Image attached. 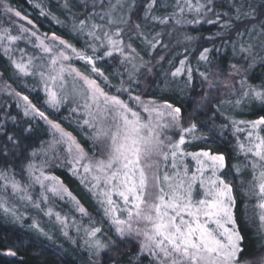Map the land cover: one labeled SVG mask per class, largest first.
I'll return each instance as SVG.
<instances>
[{"label":"snow or ice","instance_id":"6c2138e0","mask_svg":"<svg viewBox=\"0 0 264 264\" xmlns=\"http://www.w3.org/2000/svg\"><path fill=\"white\" fill-rule=\"evenodd\" d=\"M75 3L79 14L71 11V0L63 3L72 21L66 39L40 33L0 0L11 22L0 24V53L13 77L26 88L35 81L30 91L41 87L48 109L59 112L67 106L65 119L91 145L86 151L77 135L50 119L0 72V93L17 98L16 108L22 111L21 118L0 106V215L23 228L21 205L42 211L54 218L65 238L83 248L90 264H253L244 258L232 181L239 178L244 195L254 201L264 240V0ZM36 7L41 16L63 26L58 17ZM13 15L32 27L16 25ZM170 22L217 27L214 35L204 37L213 47L197 52L195 66L190 59L195 49L170 58L159 54L169 49L163 37ZM193 39L185 36L188 42ZM217 40L220 47H215ZM228 47L231 58L225 63L219 54ZM72 61H81L86 70ZM207 112V122H198ZM244 114L256 118H237ZM37 118L51 139L34 147ZM217 140L231 146L234 164L229 165L224 149L185 147ZM50 167H67L79 179L103 212L100 223ZM245 173L250 176L246 183ZM57 199L70 204L81 219L70 224L68 215L54 210ZM28 228L53 239L35 219ZM69 228L79 239L69 235ZM0 256L15 258L18 251L9 246ZM258 264H264V256Z\"/></svg>","mask_w":264,"mask_h":264},{"label":"trees","instance_id":"16d2710c","mask_svg":"<svg viewBox=\"0 0 264 264\" xmlns=\"http://www.w3.org/2000/svg\"><path fill=\"white\" fill-rule=\"evenodd\" d=\"M6 2L15 10L21 12V14L27 19H30L33 24L36 25V28L40 33H48L51 35L55 32L57 35L64 38H68L70 35L69 29L71 28V19L68 16L67 11L63 8L64 0H6ZM170 2V0H169ZM73 13L79 14L81 9L76 6L75 0H71ZM39 4L43 7L46 13H51L52 15L58 17L61 21L64 22L63 26L57 24L53 21L49 15H40V8L36 7ZM172 9L169 8L168 11ZM224 10V9H218ZM164 10L160 9L157 11V14H162ZM11 21L16 25H23L25 27L31 28L27 22L22 21L21 19L11 17ZM0 24L5 26H11L8 16L3 12V9L0 8ZM157 30H160L159 28ZM217 31V27L214 25L202 24L199 26H185L180 27L170 22L168 26H165V36L163 37L165 43L169 44V49H164L163 53L166 54L169 58L178 52H183L185 48L195 49L196 51L190 52V59L193 66L196 65L197 61L195 59L197 52L202 49V47H213V43L204 39V37L214 35ZM171 32V36L167 33ZM192 36L194 39L191 42L185 40V36ZM233 40L236 39L235 36L232 37ZM76 43L77 47L82 46V41H73ZM24 47L23 43L20 45ZM220 41L215 42V47H220ZM225 61L231 58V48L228 47L227 50L222 51L220 54ZM147 58V57H146ZM179 58V57H178ZM217 62V56L213 54V63ZM74 66L81 69V71L86 70V66L81 61H72ZM102 63V62H101ZM167 67V63L164 65ZM201 70L204 69L203 64L200 65ZM0 72L4 73L3 79L12 83L13 88L21 92L23 95H27L31 102L35 104L40 110L45 111L50 119L57 120L65 127L67 130L72 131L74 135H77L81 144L84 146L86 151L91 150L90 142L82 137V135L76 131L75 125H70L65 117L69 116L68 107L63 106L59 112H54L51 109H48L47 106L43 103L44 93L41 87H37L35 91H30V88L35 83V81H29V87H24L23 82L13 77L12 69L7 61V59L0 53ZM195 83H199V78H195ZM112 83L116 84L117 80L112 79ZM114 92V89H109ZM153 91L156 95H159V92L155 89ZM127 99V95L123 97ZM17 98L6 96L0 93V106H6L8 111L12 115H18L22 118V111L16 108ZM23 105V101H20ZM211 113L207 112L203 116L197 117L198 122H207L208 116ZM237 118L248 119L256 118L254 115H240ZM219 123V120L217 121ZM35 132L31 141L32 146L39 147L40 144L44 141L51 139L50 135L46 132V125L42 120L37 118L33 121ZM243 135V134H241ZM230 140L232 138L230 137ZM191 149L198 151L200 149L207 150L211 148L212 151H217L219 149H224L226 151L227 159L229 165H232L236 162L235 155L232 151L230 145H225L220 140H217L215 144H204L196 142L190 145ZM186 148L189 149V145H186ZM19 166V164H17ZM48 171L59 177L61 181L65 184L66 187L80 200L81 204L84 206H89L88 200H90V194L85 190V187L81 185L79 179L73 177L68 171L67 167H50ZM234 175V173H233ZM246 183L250 176L245 173L242 177ZM233 185L235 188L234 195L237 198V204L235 207V215L239 224V227L244 236V258L248 260H255L258 257L264 255V247H261V244H264V240L261 239L259 233V221L254 215L252 204L254 201L249 200L244 195V189L241 187V180L239 178L233 179ZM61 205H64L63 202H60ZM61 205H54L57 212L63 210ZM98 206V205H97ZM99 207V206H98ZM32 207H25L22 205L19 211L25 213L26 219L23 221L24 227H20L19 224L12 223L10 219L5 220L2 215H0V250L15 245L18 256L15 258L3 257L0 256V264H90L89 257L87 253L81 247L72 244L67 238H65L60 231L59 225L54 223V218L49 219L44 216L42 211L40 213V221H43L40 226L48 232L53 239L48 240L47 238L39 235L35 231H30L28 226L32 223V216L27 212L32 211ZM66 213H61L62 215H68L69 218L73 217L76 220L80 217L76 213H71L69 209L64 208ZM247 210V214H245ZM27 213V214H26ZM70 230V231H69ZM69 235L76 239V236H73L71 229H69ZM78 238V237H77ZM79 239V238H78ZM23 240V245L17 243L18 241ZM119 258V257H118ZM107 264V262H106Z\"/></svg>","mask_w":264,"mask_h":264},{"label":"rangeland","instance_id":"374dc122","mask_svg":"<svg viewBox=\"0 0 264 264\" xmlns=\"http://www.w3.org/2000/svg\"><path fill=\"white\" fill-rule=\"evenodd\" d=\"M22 21L27 22V20H22ZM245 39H247V37H245ZM185 147H186V146H185ZM187 150H188V151H195V150L191 149L190 145H189V149H187ZM187 162L189 163L190 167H191V166H194V162L191 161L190 158H188V161H187ZM85 190H86V189H85ZM86 191H87V190H86ZM89 194H90V193H89ZM90 195H91V194H90ZM87 201H88L89 206H84V205H83V206L87 209V211L90 213V215H91V216L97 221V223H100V222L103 220V212H102V210L100 209V207H98L99 205L96 203V201H95L91 196H90V200L87 199ZM60 202H63L64 205H61ZM54 205H61L62 208L64 207V208H66L67 210L69 209V211H71V213H76V214L80 217L79 213L75 212V210L72 209V206H71L70 204L66 203L65 201H60V200L57 199V200L52 204L54 210L56 211V207H55ZM97 205H98V206H97ZM20 207H22V205H21ZM64 208H63V210H65ZM19 209H20V208H19ZM70 209H71V210H70ZM63 210H61L60 213H64V214H65L66 211H63ZM20 212H21V211H20ZM27 213L30 214V215L32 216V218L35 219L38 223L43 222V221H40L41 217H40V213H39L38 210H36V209L33 208L32 211L27 212ZM27 213H26V214H27ZM72 219H73V217H70V218H69V223H70V224H71V220H72ZM80 219H81V217H80ZM80 219H77V221H79ZM84 220H85V222H86V221H87V218L85 217ZM69 229L73 230V231H72L73 236H76V239H78L79 236H78L77 233L75 232L74 228H69ZM69 229H68V230H69ZM104 229H105L106 232L108 231V226H107L106 222H105V224H104ZM69 231H70V230H69ZM77 237H78V238H77ZM81 248H82V247H81ZM262 256H264V255H262ZM259 258H260V257L256 258L255 260H252L253 264H258Z\"/></svg>","mask_w":264,"mask_h":264}]
</instances>
